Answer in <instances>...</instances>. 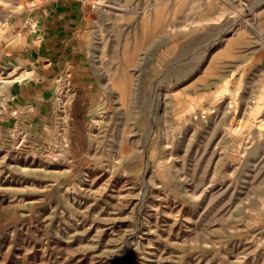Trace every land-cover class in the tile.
Segmentation results:
<instances>
[{"label": "rangeland", "instance_id": "1", "mask_svg": "<svg viewBox=\"0 0 264 264\" xmlns=\"http://www.w3.org/2000/svg\"><path fill=\"white\" fill-rule=\"evenodd\" d=\"M55 2L0 0V43ZM82 21L52 118L0 128V264H264V0Z\"/></svg>", "mask_w": 264, "mask_h": 264}, {"label": "crops", "instance_id": "2", "mask_svg": "<svg viewBox=\"0 0 264 264\" xmlns=\"http://www.w3.org/2000/svg\"><path fill=\"white\" fill-rule=\"evenodd\" d=\"M56 1L30 12L28 23L0 43L5 78L0 80V128L28 119L46 125L43 120L56 111V87L70 82L77 68L76 57L83 52L77 39L89 7L79 0Z\"/></svg>", "mask_w": 264, "mask_h": 264}, {"label": "built area", "instance_id": "3", "mask_svg": "<svg viewBox=\"0 0 264 264\" xmlns=\"http://www.w3.org/2000/svg\"><path fill=\"white\" fill-rule=\"evenodd\" d=\"M83 5H87L90 9L95 10L101 5V0H79Z\"/></svg>", "mask_w": 264, "mask_h": 264}, {"label": "bare ground", "instance_id": "4", "mask_svg": "<svg viewBox=\"0 0 264 264\" xmlns=\"http://www.w3.org/2000/svg\"><path fill=\"white\" fill-rule=\"evenodd\" d=\"M258 3V2H257ZM4 5V4H3ZM32 6V5H31ZM248 14V13H247ZM237 16V15H236ZM234 21V20H233Z\"/></svg>", "mask_w": 264, "mask_h": 264}]
</instances>
